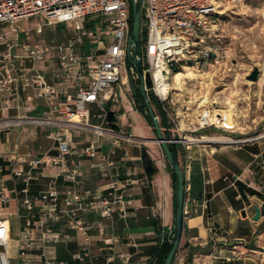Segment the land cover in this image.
I'll list each match as a JSON object with an SVG mask.
<instances>
[{"label":"crops","instance_id":"1","mask_svg":"<svg viewBox=\"0 0 264 264\" xmlns=\"http://www.w3.org/2000/svg\"><path fill=\"white\" fill-rule=\"evenodd\" d=\"M24 23L19 25L22 42H42L36 41L32 30ZM1 31L12 32L8 25L2 26ZM61 35L57 43L66 42L72 36ZM5 52L6 48L0 46V55ZM14 53L24 54L22 49ZM26 67L29 75L41 73L49 83L57 81L58 62L48 66L28 63ZM7 68H13L12 76L18 80L9 83L8 72L0 69V191L12 192L13 196L6 215L12 232L8 249L12 264H124L118 258L121 253L132 258L129 264H155L158 248L175 236L176 187L161 145L154 138L149 142L137 139H150L154 128L130 98L131 89L126 84L118 85L104 108L98 103L91 105L98 106L100 113L92 115L90 124L102 127L103 133L93 128L68 133L71 141L68 169L81 168L84 175L80 185H76L60 176V166L50 164L60 152L55 139L57 128L29 122L39 118L56 119V115L45 100L37 97L34 87L23 86L19 60L9 61ZM132 91L135 93V89ZM257 94H261V90ZM61 100H66V96ZM109 113H114L110 120ZM100 115L103 117H98ZM174 144H177L178 160L186 176L187 193L184 233L173 264H264V191L261 190L264 135L252 143L222 146L218 150H209L202 142L186 151L178 143ZM90 145L96 146L95 156L83 153ZM112 150L116 152L114 155H111ZM144 153L157 168L153 178L145 168ZM108 156L116 163L113 177L130 183L127 198L131 205L125 216L116 213L106 219L96 213L82 215L83 220L94 227L88 247L90 256L78 259L83 253L84 241L69 227L68 218L52 225L59 242L23 249L22 233L31 213L24 206L22 189L26 184L24 178L17 175L19 168L33 175L28 183L33 196L44 193L54 180L66 194L76 190L108 193L109 180L102 172ZM42 158L44 164L31 165L33 159ZM42 207L52 209L50 203ZM59 209L66 210L63 201ZM258 209L261 217L256 220ZM34 212L39 217L41 207ZM15 220L20 222L19 229Z\"/></svg>","mask_w":264,"mask_h":264},{"label":"built area","instance_id":"2","mask_svg":"<svg viewBox=\"0 0 264 264\" xmlns=\"http://www.w3.org/2000/svg\"><path fill=\"white\" fill-rule=\"evenodd\" d=\"M142 1L147 33L143 47L145 71L151 73L153 92L168 117L176 124L179 134H182L185 132L184 128L180 127L168 111V106L175 102L174 91H178L173 86L176 75L188 68L199 70L200 67H225V72H234L229 49L217 35L220 19L239 5L264 0ZM107 17H113L110 24L103 22L95 25L93 22L95 18ZM32 18L42 21L38 26V33H43L48 25L68 23L73 34L66 42L56 45L45 42L23 43L19 25ZM4 25L10 26L12 32H0V46L6 48L5 54L0 55V69L8 72V82L13 84L18 80L12 76L13 68L6 67L9 61L14 63L19 60L23 86L34 87L37 97L45 100L50 111L56 115V119H30L29 122L57 128L55 139L60 152L50 164L60 166V176L80 185L83 170L68 169V156L71 154L68 133L90 128L103 133L102 127L90 124L92 114L88 106L98 103L104 108L112 100V93L118 85L126 84L130 79L132 82H140L137 72L128 63V44L132 34L131 0H0V29ZM16 49H22L24 54H15ZM57 62V81L52 84L44 74L29 75L26 67L28 63L48 66ZM71 90L75 93H70ZM63 95L66 96L64 101L61 100ZM213 126H224L222 116L217 115L212 107H207L200 115L198 127L206 129ZM171 142L183 143L189 145V148L194 143L182 138H173ZM96 151V146L90 145L83 153L95 156ZM115 153L114 150L111 151V155ZM109 157L112 156L104 159L106 163L102 167L104 177L109 180L108 193L76 190L66 194L54 180L44 193L33 196L28 186L33 175L23 167L19 168L17 175L24 178L26 184L22 189V194L25 195L24 206L31 213L22 233L23 249L59 242L52 225L68 218L69 227L76 230L84 241L83 253L78 255V259L90 256L88 247L94 227L87 224L82 215L96 213L106 219L114 217L116 213L125 216L131 205L127 198L130 183L113 177L112 171L116 163ZM42 164L43 158L33 159L31 162L33 167ZM261 190L264 191V185ZM12 201V192L0 191V264H12L8 252L11 224L6 217ZM61 201L66 210L59 209ZM46 203H50L52 209L42 207ZM37 207H41L39 217L34 212ZM106 242L110 243L109 240ZM118 258L124 264L132 261L130 256L123 253Z\"/></svg>","mask_w":264,"mask_h":264},{"label":"rangeland","instance_id":"3","mask_svg":"<svg viewBox=\"0 0 264 264\" xmlns=\"http://www.w3.org/2000/svg\"><path fill=\"white\" fill-rule=\"evenodd\" d=\"M113 17L95 18L94 24H110ZM42 23L39 18H32L25 21V26L31 29V35L37 42L42 41L48 44L56 45L61 33L73 34L68 23L59 25H48L43 33H38V26ZM143 29L146 30V22L143 17ZM217 35L224 46L229 49V57L234 72H225L226 68L200 67L199 70H193L200 74L197 78L184 79L180 87L181 90L174 91L175 102L168 106V111L176 121L183 127L185 132L179 134L176 124L169 118L170 134L172 138L189 140L191 137L196 142L193 145H200L201 142L207 144L209 150H218V148L227 145L238 146L243 143H252L264 135V1L251 4L239 5L230 9L228 13L221 17ZM66 35H63L65 37ZM142 47L146 42L143 41ZM62 43V42H60ZM256 69L261 71L258 82L248 79ZM188 73V70L184 71ZM134 83V86H132ZM141 83L132 82L130 79L126 87L131 89V99L140 105L136 90L140 88ZM135 89V93L132 91ZM261 90V94L257 92ZM177 93L180 95L178 96ZM156 94L149 92V97ZM125 106L126 103H124ZM207 107L217 110H226V125L223 127H208L202 129L198 127L200 115ZM92 115L100 113L98 106L89 105ZM164 111L163 107L161 106ZM234 120H231L230 112ZM231 115V116H232ZM170 116V115H169ZM40 119V118H39ZM154 128V127H153ZM187 139H186V138ZM205 137L220 138L227 137L232 141L211 144L213 141H204ZM150 139L138 137V140L149 142L156 138L155 129L151 130ZM158 145V144H157ZM186 151L193 145L178 143ZM165 159H167L165 157ZM168 162V160H167ZM16 228L19 229L20 222L15 220ZM19 264V262H18Z\"/></svg>","mask_w":264,"mask_h":264},{"label":"water","instance_id":"4","mask_svg":"<svg viewBox=\"0 0 264 264\" xmlns=\"http://www.w3.org/2000/svg\"><path fill=\"white\" fill-rule=\"evenodd\" d=\"M133 7V28L132 34L128 44V63L137 72L140 79L141 93L147 107L148 113L151 117L154 129L156 132V138L154 141L159 143L164 151V154L168 160V163L174 169L177 177V215H176V228H175V240L173 248L165 262V264H173L175 257L181 247L184 227H185V206H186V176L184 170L174 155L170 144L171 140L167 139L165 132L163 131L161 119L157 115L149 97V92L154 89V82L150 72L145 71L144 59H143V47H142V18H143V1L132 0ZM261 71L256 69L252 74L248 76V79L253 82H258L260 79ZM211 144H218L211 142ZM256 220L261 217V212L258 209Z\"/></svg>","mask_w":264,"mask_h":264},{"label":"trees","instance_id":"5","mask_svg":"<svg viewBox=\"0 0 264 264\" xmlns=\"http://www.w3.org/2000/svg\"><path fill=\"white\" fill-rule=\"evenodd\" d=\"M132 28H133V7H132V0H131V29ZM146 34H147L146 30L143 29V19H142V37L144 38L143 41L146 40ZM136 93H137V97H138L139 102H140L139 110L147 117V119L149 120L150 124L154 127V125L152 123V120H151V117H150V115L148 113L147 107L145 105V102H144V99H143V96H142V93H141V89L138 88L136 90ZM150 101H151V103H152L157 115L161 119L162 128H163V131L165 132V135H166L167 139L173 140V138L171 137V134L169 132L170 126L168 124L169 118H168L167 113L162 110L161 104L159 103V100H158L157 97L155 98L153 95H151ZM113 116H114V113H109V117H108L109 120L112 119ZM170 146H171V149H172L174 155L177 157V159H179L180 155H179V151H178V148H177V144L171 143ZM143 158H144L145 168H146V170H147V172L149 174V177L153 178L154 175L157 172V168H156L153 160L149 157V155L147 153H144V157ZM168 167H169V169L171 170V172L173 174L175 187H176V195H177V177H176L174 169L171 167V165L169 163H168ZM174 240H175V238L173 236L170 240L165 241V243L162 244V246H160L158 248V250L156 251V254H155V264H165L169 254H170V252H171V250L173 248Z\"/></svg>","mask_w":264,"mask_h":264},{"label":"bare ground","instance_id":"6","mask_svg":"<svg viewBox=\"0 0 264 264\" xmlns=\"http://www.w3.org/2000/svg\"><path fill=\"white\" fill-rule=\"evenodd\" d=\"M188 73H184V72H181V73H178L175 77V82L176 84L178 85H181L183 82H184V79H188V78H197V77H200L201 75L196 73L192 68H188ZM174 82V83H175ZM174 86V85H173ZM175 87V86H174ZM175 89H179L181 90V88L179 87H175ZM235 108L231 110L230 112V117H231V120L233 119L234 120V117L233 115L231 114L232 112H235ZM217 115H220L222 116V120H223V125L225 126L226 125V119H225V115H226V110L225 111H222V110H217L216 111ZM232 115V116H231ZM189 141H192V142H196L197 140L189 137L188 138ZM204 141H213V142H216V143H220V142H227V141H232V139L230 138H227V137H220V138H209V137H205V140Z\"/></svg>","mask_w":264,"mask_h":264}]
</instances>
